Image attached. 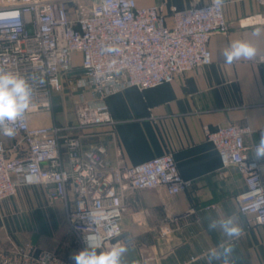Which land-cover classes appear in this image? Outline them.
Segmentation results:
<instances>
[{
  "label": "built area",
  "instance_id": "built-area-1",
  "mask_svg": "<svg viewBox=\"0 0 264 264\" xmlns=\"http://www.w3.org/2000/svg\"><path fill=\"white\" fill-rule=\"evenodd\" d=\"M238 22L240 27L264 24V13ZM230 26L224 4L217 8L215 1L166 13L159 4L138 0H0V70L28 78L33 88L29 110L11 125L16 129L12 144L0 134V202L20 186L46 185L52 200L65 204L66 225L82 248L89 235L107 250L123 243L128 190L163 186L178 194L191 182L172 153L122 167L112 162L106 145L87 147L77 132L115 123L109 96L128 87L143 91L211 64L210 38L228 33ZM66 88L77 95L74 120L33 125L32 113L49 109L54 94ZM252 132L234 123L205 127L223 167L234 164L244 175L246 188L236 200L247 228L264 224L262 164L254 154L259 141L246 140ZM0 264L68 263L54 250L23 241L0 250Z\"/></svg>",
  "mask_w": 264,
  "mask_h": 264
},
{
  "label": "crops",
  "instance_id": "crops-1",
  "mask_svg": "<svg viewBox=\"0 0 264 264\" xmlns=\"http://www.w3.org/2000/svg\"><path fill=\"white\" fill-rule=\"evenodd\" d=\"M192 1L147 0L141 5L159 4L170 13L173 9H165L164 2L166 8L174 4L176 9H183ZM210 1L215 0H196L192 4ZM223 4L231 26L228 33L211 36V64L143 91L128 87L109 96L115 123L77 132L83 135L87 147L106 145L112 162L122 167L172 153L181 175L191 182L178 194H169L163 186L127 191L121 240L128 244L129 251L123 264H209L210 250L222 242L233 246L232 264H264V224L247 228V216L240 212L236 200L246 188L244 175L234 164L223 167L215 144L205 134L206 126L248 125L253 130L246 137L250 142L259 141L264 131V24L240 27L238 22L264 13V3L224 0ZM257 30L258 35L254 34ZM236 40L252 44L256 55L227 64L219 53ZM76 57V62L80 61L79 53ZM74 118V110L61 114L42 109L32 113L31 123L55 122L63 126ZM6 143L10 146L12 138H6ZM260 161L264 182V158ZM50 191L46 185H23L14 196L0 202V250L30 241L75 264L70 256L84 248L68 230L65 204L52 200ZM227 216H234L241 227L239 238L223 236L219 227L208 229L211 220ZM211 264L219 262L212 260Z\"/></svg>",
  "mask_w": 264,
  "mask_h": 264
},
{
  "label": "clouds",
  "instance_id": "clouds-1",
  "mask_svg": "<svg viewBox=\"0 0 264 264\" xmlns=\"http://www.w3.org/2000/svg\"><path fill=\"white\" fill-rule=\"evenodd\" d=\"M224 0H215V6L221 7ZM254 34H259V30ZM111 51V49H107ZM227 64L240 59L250 60L256 55V49L247 41H233L229 47L219 53ZM33 88L28 78L11 71L0 70V134L14 138L16 129L11 126L22 118L31 106ZM254 154L257 159L264 158V131L260 134L259 143ZM219 227L223 236L234 239L239 238L242 229L234 216L214 219L208 223V229L213 231ZM96 237L85 236V248L70 256L75 264H123V257L129 251L127 243H118L107 251H98L99 245ZM130 243V241H129ZM233 246L222 242L217 248L210 250L209 264L212 260L219 264H232Z\"/></svg>",
  "mask_w": 264,
  "mask_h": 264
},
{
  "label": "rangeland",
  "instance_id": "rangeland-1",
  "mask_svg": "<svg viewBox=\"0 0 264 264\" xmlns=\"http://www.w3.org/2000/svg\"><path fill=\"white\" fill-rule=\"evenodd\" d=\"M138 2L140 4H143V2H147V0H138ZM193 2L196 3V0H193L192 3ZM157 3H163V1L157 2ZM192 3H189L187 5L190 6V4H192ZM206 3H208V2H206ZM166 7L167 6L165 5V2H164V8L165 9H170L171 10V9L178 8L174 4L172 6H170V7H168V8H166ZM85 11H87L86 8H85ZM72 15H74V13H72ZM79 64H80V61L77 60V62H76L77 71H79V69H78L79 68ZM75 101H76V92L74 90H71L70 88H66L64 93H56V94H54L52 106L49 109H54L55 111L56 110L60 111L61 114H70L74 110V102ZM33 114H34V112H33Z\"/></svg>",
  "mask_w": 264,
  "mask_h": 264
}]
</instances>
